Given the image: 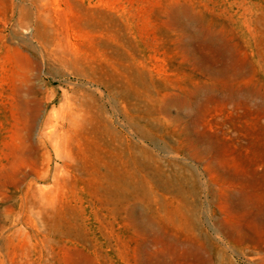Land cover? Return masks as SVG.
<instances>
[{
    "label": "rangeland",
    "instance_id": "1",
    "mask_svg": "<svg viewBox=\"0 0 264 264\" xmlns=\"http://www.w3.org/2000/svg\"><path fill=\"white\" fill-rule=\"evenodd\" d=\"M0 264H264V0H0Z\"/></svg>",
    "mask_w": 264,
    "mask_h": 264
}]
</instances>
